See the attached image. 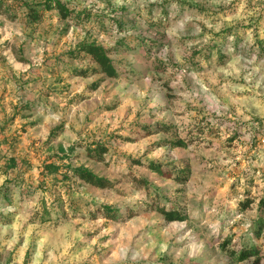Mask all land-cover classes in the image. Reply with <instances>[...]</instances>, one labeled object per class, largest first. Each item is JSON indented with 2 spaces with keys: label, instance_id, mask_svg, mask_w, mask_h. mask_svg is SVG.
I'll return each instance as SVG.
<instances>
[{
  "label": "rangeland",
  "instance_id": "1",
  "mask_svg": "<svg viewBox=\"0 0 264 264\" xmlns=\"http://www.w3.org/2000/svg\"><path fill=\"white\" fill-rule=\"evenodd\" d=\"M45 1L0 0V187L11 191L0 264L27 252L28 264H264L262 245L259 259L238 260L264 196V54L251 48L264 41V0H60L65 19ZM224 36V65L210 48L191 66ZM91 41L112 49L117 78L74 76L94 65L67 52ZM156 123L174 130L146 135ZM176 136L186 146H172ZM99 145L102 160L89 157ZM135 159L171 164L183 182ZM170 203L184 221L152 209Z\"/></svg>",
  "mask_w": 264,
  "mask_h": 264
},
{
  "label": "trees",
  "instance_id": "2",
  "mask_svg": "<svg viewBox=\"0 0 264 264\" xmlns=\"http://www.w3.org/2000/svg\"><path fill=\"white\" fill-rule=\"evenodd\" d=\"M43 10H56L58 14L60 15L61 18H67L70 16L72 13L66 8L65 4L62 3L60 0H47L43 3L42 5ZM29 12L27 13V16L31 20H38L39 15L37 9H34L33 6H29ZM232 7V5H231ZM161 11L165 14L162 16L164 17V20L166 21L167 17V11L166 9L164 10L163 8ZM232 12V11H231ZM116 24L118 26L121 25L120 23ZM227 32H231L232 30L229 28L227 29ZM225 37V36H224ZM221 43H215L213 45L207 46V48H204L202 50H196L192 53L191 55V66H197L199 65V62L201 60L208 61L210 60L211 53L209 52L210 48L213 49L214 54H215V61L218 65H224L226 61L228 60V54L226 53V41L227 38L225 37ZM254 44H252V50H256L259 55L264 54V41L259 39L257 36L255 37ZM239 38L237 35L235 36V39L233 40L232 47L233 51L235 53L239 52V44L238 40ZM152 46H156L157 44L154 42L149 41L148 42ZM149 50V47H147ZM112 52V49H106L102 47L101 45L95 43L94 41L91 42H82L77 45L76 48L70 50L67 52V56L72 58V59H83L84 57L87 58L94 66L91 69L85 68V69H74L73 74L76 77H86L88 75V72L90 71L91 73H99L102 74L108 78H117L118 77V72L117 68L114 65L113 59L110 57V54ZM209 52V53H208ZM193 66V67H194ZM92 88L95 89L98 86V83H92ZM145 134L149 135L157 131H162L164 133H169L174 130V128H171L169 125H166L164 123H156L155 126L152 128L148 125H145L144 127ZM172 146H186V143L184 140L179 139L177 136L174 137V140L171 142ZM88 151V156L95 159V160H102V155L105 153L106 148L102 145L97 146V149H87ZM133 163L135 165H144L146 166L147 169H149L153 174H157L162 177H167V178H172L175 179L177 182L182 183L183 182V172L179 171L176 172L173 167L169 166L171 164H163L157 161H147L146 163H142L139 159L133 160ZM75 175L82 180L83 182L90 184L94 187L97 186V188L105 189L107 187L111 186V182H109L108 179L104 177H100L95 175L93 172H91L88 169H80V170H75ZM141 183L143 182L146 184L147 182L144 179H141ZM12 189V188H11ZM155 191V190H154ZM11 197L10 193V187L7 185V183H4L2 187H0V207L5 205V202H8L10 200L9 196ZM245 204L242 206L245 207ZM147 206V205H146ZM258 208V218L256 221H253V227L249 230L250 233V238L246 242V244L243 245L238 250V260H243V259H248L250 257H256V259L260 258V253H261V247L260 245L264 246V219L262 217V213L264 212V196L260 199L258 202V205H256ZM53 209V208H52ZM154 211H157L163 218L164 220L168 222H173V221H184L186 219V215L183 213L182 210H180L179 207L176 205L170 203L169 208H166L164 205H157L155 207H152ZM50 209L44 208L42 210L43 212L39 215V220L44 222L46 220H51L50 215L52 216L53 213L49 211ZM102 214H104L106 219H116L118 215V210L110 205H103L101 208ZM55 220H57L56 214L53 215ZM11 218L7 214L0 213V223L2 224H7L10 223ZM255 240H258L255 241ZM227 241V240H225ZM257 242V243H256ZM224 245V244H223ZM234 253V251H232ZM237 252V251H236ZM233 253L231 255H233ZM28 255L29 253L27 252L25 254V259L23 260L22 264H28Z\"/></svg>",
  "mask_w": 264,
  "mask_h": 264
}]
</instances>
